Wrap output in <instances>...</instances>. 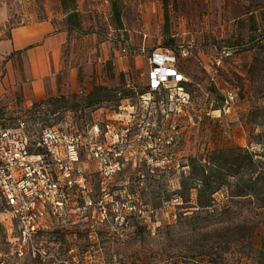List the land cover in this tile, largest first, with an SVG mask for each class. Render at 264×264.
<instances>
[{
    "label": "rangeland",
    "instance_id": "rangeland-1",
    "mask_svg": "<svg viewBox=\"0 0 264 264\" xmlns=\"http://www.w3.org/2000/svg\"><path fill=\"white\" fill-rule=\"evenodd\" d=\"M128 1L133 25L132 12L148 1ZM186 7L191 34L208 56L206 66L190 47L180 57L189 93L181 110L156 94L143 100V71L122 69L112 58L82 89L0 104V127L26 133L31 151L41 149L44 127L81 134L83 175L63 184L58 210L40 214L37 231L26 234L0 197V264H218L209 253L223 255V264H264L257 250L264 192L235 195V176H228L213 193L216 210L197 208L194 188L179 193L192 155L224 172L242 146L264 169V0H186ZM248 11L258 20L250 39L247 22L235 27L231 20ZM94 26L111 31L106 20L88 24ZM232 232L241 236L223 251Z\"/></svg>",
    "mask_w": 264,
    "mask_h": 264
},
{
    "label": "crops",
    "instance_id": "crops-1",
    "mask_svg": "<svg viewBox=\"0 0 264 264\" xmlns=\"http://www.w3.org/2000/svg\"><path fill=\"white\" fill-rule=\"evenodd\" d=\"M147 1L139 2L132 12L137 20L129 25L128 0H0V104L31 103L82 89L110 58L119 60L122 69L132 65L146 74L147 53L155 47L177 56L181 47H190L189 54L206 66L208 52L191 34L186 0ZM99 19L106 20L110 32L88 27ZM231 20L235 27L245 20L248 36L257 28L253 11ZM123 46L129 49L126 55ZM50 203L40 202L38 212Z\"/></svg>",
    "mask_w": 264,
    "mask_h": 264
},
{
    "label": "built area",
    "instance_id": "built-area-1",
    "mask_svg": "<svg viewBox=\"0 0 264 264\" xmlns=\"http://www.w3.org/2000/svg\"><path fill=\"white\" fill-rule=\"evenodd\" d=\"M121 50L124 55L129 53L127 46ZM179 53L184 56L188 50L181 47ZM223 53L230 54L231 48L225 47ZM177 57L174 50L165 47L151 49L147 53V89L140 94L145 101L151 95H158L160 101L173 104L174 112L181 110L189 100V93L183 85L187 77L177 68ZM20 123L24 127L25 121ZM80 136L54 126L44 127L37 142L41 149L32 153L26 133L0 127V197L23 233L35 229L31 221L40 202L62 204L57 194L63 184L71 185L83 178L78 164Z\"/></svg>",
    "mask_w": 264,
    "mask_h": 264
},
{
    "label": "trees",
    "instance_id": "trees-1",
    "mask_svg": "<svg viewBox=\"0 0 264 264\" xmlns=\"http://www.w3.org/2000/svg\"><path fill=\"white\" fill-rule=\"evenodd\" d=\"M251 37L252 35L248 36L249 39ZM181 56L182 55L178 52V63L181 59ZM179 70L181 69L179 68ZM162 96H164L163 91ZM31 152L34 153L37 151ZM237 152H243V155H236L235 160L228 165L224 172H220L218 168H208L207 166H205V164L198 163L199 158H197L196 155L190 156L189 169L187 173L181 174V178L179 180L181 190L179 191V193H181L180 196H183L182 193L185 190L194 188L196 190L195 205L197 206V208H205L210 210L219 209L220 207L216 206L215 204V197L213 193L227 182L228 176H235V195H258L261 192H264V185H257L259 182H262V184L264 182V169L258 164L260 159L254 157L255 153L252 150L249 151L242 146L238 147ZM248 168H250V171H247ZM242 172L243 174H241ZM244 174L248 175L244 177ZM262 199L263 203L261 205L264 206V197ZM192 216L193 215H189V217ZM262 228L263 233L260 243L261 245L257 248V250L260 253L264 254V224ZM240 236V234L232 232L230 236L225 237V240L223 239L221 249L223 251L228 250L232 246V244L239 240ZM206 259L211 263L223 264L224 262L223 255L219 254L217 255L209 253Z\"/></svg>",
    "mask_w": 264,
    "mask_h": 264
},
{
    "label": "flooded vegetation",
    "instance_id": "flooded-vegetation-1",
    "mask_svg": "<svg viewBox=\"0 0 264 264\" xmlns=\"http://www.w3.org/2000/svg\"><path fill=\"white\" fill-rule=\"evenodd\" d=\"M50 210H52V212L55 213V212L58 210V206H57L54 202H51V203L49 204V206H48L47 208H45L44 211H42V212H37V214L33 217V219H32L31 222L34 223V227H35V229H36V225H38V222H40V219H39V218L41 217V215H43V216H45V215H49ZM40 214H41V215H40ZM35 229H34V230H35ZM35 231H37V229H36Z\"/></svg>",
    "mask_w": 264,
    "mask_h": 264
}]
</instances>
